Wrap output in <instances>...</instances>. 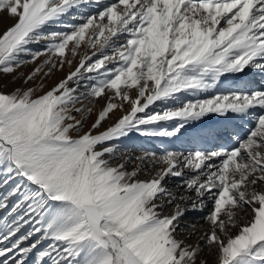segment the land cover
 I'll use <instances>...</instances> for the list:
<instances>
[{
	"label": "snow or ice",
	"instance_id": "obj_1",
	"mask_svg": "<svg viewBox=\"0 0 264 264\" xmlns=\"http://www.w3.org/2000/svg\"><path fill=\"white\" fill-rule=\"evenodd\" d=\"M4 17L0 74L22 84L0 90V264H264V88L243 79L264 74V0H0ZM210 114L254 126L214 151L120 146L213 138ZM209 202L201 232L185 217Z\"/></svg>",
	"mask_w": 264,
	"mask_h": 264
},
{
	"label": "bare ground",
	"instance_id": "obj_2",
	"mask_svg": "<svg viewBox=\"0 0 264 264\" xmlns=\"http://www.w3.org/2000/svg\"><path fill=\"white\" fill-rule=\"evenodd\" d=\"M9 22H12V20H9L7 17H4L3 23H0V30H2L5 27V25H7ZM84 51H85V49L82 46L80 49V54L84 53ZM254 75H258L260 77V79H258L261 81L260 84L252 83L253 80L250 81L249 77L254 76ZM243 79H244V83L248 84V86L250 88H264V74H262V73L249 72L247 77L243 78ZM230 82L231 81H226L225 83L228 84ZM103 104H104V101L102 99L99 100L97 102L96 108L100 107ZM156 107H157V110H159L160 105H157ZM257 111H259V110H257ZM121 114L122 113L117 111L115 113V115L112 116V119L110 120V122L111 121L114 122L115 119H117ZM95 118H96V115L91 114V117L88 120V124L85 125L86 129H87L88 125H90L93 122V120ZM110 122H106L104 124V127L106 128L107 126H109ZM205 123L209 127H212V128H215L218 130V134L215 137L208 138V139H202L199 141H194L192 139L190 133H186L183 137H181L179 139H176V138H169V139H172L174 143H177V145H179V148H182L181 150L184 151L185 154L187 152L192 151V150L211 151V149L214 150V149H220V148H230V147L234 146L238 140L237 136L241 137V138L246 137L249 130L254 126V121L251 119H244V120L228 119V120H224V119L219 118L215 114H210L209 117L205 118ZM101 130H103V129H101ZM231 134H236L237 136L232 137ZM127 152L131 153V154H136V155L141 154L137 151L135 153L130 152V151H127ZM217 163H218V161H217ZM167 183H169L170 185H174V184L179 183V179L178 178H169ZM211 208H212V204H211V202H209L207 207L203 211H190L189 213H187L186 216H189L188 214H191L192 215V216H190L191 219L195 218V217L197 218L201 214L206 215L211 210ZM186 221L198 222L200 225H201V223H203V221H200V219H196V220L192 219V220H186ZM203 226H202V228H203ZM207 227H208V225H207ZM207 227H205V229ZM202 228L200 229L201 232H203ZM236 231H237V229L231 230L233 235L236 233ZM193 239H195V238H193ZM202 256H203V258H206L207 264H214L216 252H215V250H213L208 255H205L204 253H202Z\"/></svg>",
	"mask_w": 264,
	"mask_h": 264
},
{
	"label": "rangeland",
	"instance_id": "obj_3",
	"mask_svg": "<svg viewBox=\"0 0 264 264\" xmlns=\"http://www.w3.org/2000/svg\"><path fill=\"white\" fill-rule=\"evenodd\" d=\"M13 22L14 21L9 22L7 25H5V27L2 30H0V32L5 30L6 26L10 25ZM31 47L33 48V50H38L39 48L42 47V45H32ZM81 54H83V53H81ZM79 58H80V56L78 55L77 58H76V62H78ZM42 59H43V57L41 58V60ZM41 60H38L36 62V64H39L41 62ZM36 64L22 66L19 71H21L25 75H27L33 70V68L36 66ZM74 66H75V63L73 65V67ZM67 72H68L67 66L64 68L63 71L53 72L49 77H47L44 80L45 88L43 89V91L49 90V88L54 86L60 79H62L64 76H66ZM249 78H250V81H252V80L254 81L252 83H257V84L261 83V81L258 80V79H260V77L258 75L250 76ZM12 80H13V76L12 75L0 74V84H7L6 88H2L0 90L5 91V92H11L16 87L21 86L22 81H16L15 83H10ZM37 83H39V80H37ZM37 94L38 95L42 94V92H38ZM99 108L100 107L96 108L93 111L92 114L93 115L94 114L97 115V111L99 110ZM107 122H110V121H107ZM110 123H112V121ZM231 136L232 137H236L237 135L236 134H231ZM237 138L241 139V137H238V136H237ZM120 146H121L122 149H124L126 151L133 152V153H135L136 151L139 152V153H142V152H145V151L163 152L165 149L184 153V151L181 150L182 148H179V145H177V143H174L172 139L160 138V137H143V136H140L137 133H132L129 137L124 138L123 140H121L120 141ZM220 149H214V150H220ZM214 150L211 149V151H214ZM192 151H195V150H192ZM11 203H12V201L10 200L9 201V208L11 207ZM7 211H8V209L0 210V217H3L4 215H6ZM188 215L189 216L185 217V220L200 219V221H203V223H201L202 226L204 225L203 228L205 229V227H207V225H206V223H205V221L203 219V217L206 216V215L201 214L197 218L195 217V218H192V219L190 218V216H192V215L191 214H188ZM27 227L28 226H25V228L22 231H27ZM203 228H202V230H204ZM189 242L190 243H195V239H193V240H191ZM204 254L208 255L209 253L205 252Z\"/></svg>",
	"mask_w": 264,
	"mask_h": 264
}]
</instances>
